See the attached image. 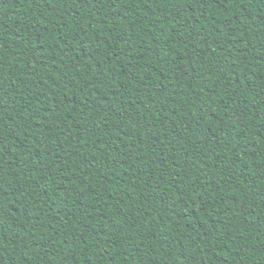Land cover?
I'll use <instances>...</instances> for the list:
<instances>
[{"label":"trees","instance_id":"1","mask_svg":"<svg viewBox=\"0 0 264 264\" xmlns=\"http://www.w3.org/2000/svg\"><path fill=\"white\" fill-rule=\"evenodd\" d=\"M0 264H264V0H0Z\"/></svg>","mask_w":264,"mask_h":264}]
</instances>
